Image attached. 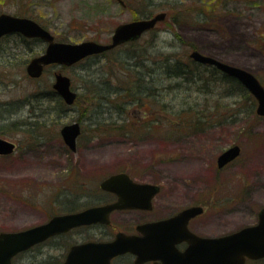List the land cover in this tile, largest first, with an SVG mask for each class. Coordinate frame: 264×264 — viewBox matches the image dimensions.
I'll return each instance as SVG.
<instances>
[{
    "label": "rangeland",
    "instance_id": "rangeland-1",
    "mask_svg": "<svg viewBox=\"0 0 264 264\" xmlns=\"http://www.w3.org/2000/svg\"><path fill=\"white\" fill-rule=\"evenodd\" d=\"M124 1L129 7L114 0H0V14L31 19L58 42L72 44H107L119 24L165 13L135 43L72 67L50 66L38 79L25 67L40 43H1L0 137L17 149L0 156V232L42 223L60 207L54 198L93 193L119 172L252 183L258 191L249 206L221 232L253 223L264 207V117L256 114L252 95L211 80L177 85L163 71L166 58L187 62L198 50L248 70L264 85V0ZM181 10H190L183 20L177 18ZM173 18L181 22L173 24ZM56 73L70 78L80 96L75 105L50 100ZM138 78L140 100L132 103ZM73 122L81 128L75 151L60 135ZM234 145L240 155L218 170V156Z\"/></svg>",
    "mask_w": 264,
    "mask_h": 264
},
{
    "label": "flooded vegetation",
    "instance_id": "flooded-vegetation-1",
    "mask_svg": "<svg viewBox=\"0 0 264 264\" xmlns=\"http://www.w3.org/2000/svg\"><path fill=\"white\" fill-rule=\"evenodd\" d=\"M114 1L119 4L117 0ZM124 6L125 4L122 7ZM13 38L17 42L21 41V48L28 46V43H40L42 49L34 57L42 55L47 47L42 39L27 38L20 33L0 36V45L7 44ZM54 40L57 41L55 37ZM12 45L18 47L19 44L15 42ZM50 66L55 64L45 69ZM16 149L15 145L14 152ZM227 165L217 168L221 170ZM122 173L127 178L122 179L123 182L116 188L119 193H126L127 207L113 209L99 221L55 233L16 253L11 258V264H214V240L256 225L259 212L264 209H259L253 223L229 232H221V226L226 229L237 214L249 206V201L258 191L252 183L239 178L162 177L155 180L150 176L146 178L130 172L117 174ZM100 183L93 193L84 191L76 197L54 198L53 202L60 207L52 215H47L42 223L0 234L43 225L55 216L76 214L90 208L115 204L119 195L103 190ZM115 241H118L121 251L110 255L111 250L107 245ZM258 262H264V257L246 258L243 264Z\"/></svg>",
    "mask_w": 264,
    "mask_h": 264
},
{
    "label": "water",
    "instance_id": "water-1",
    "mask_svg": "<svg viewBox=\"0 0 264 264\" xmlns=\"http://www.w3.org/2000/svg\"><path fill=\"white\" fill-rule=\"evenodd\" d=\"M124 5L123 0H117ZM165 19V13H158L150 18L138 19L131 22L119 24L115 27L111 40L107 44L94 41H85L72 44L58 42L49 31L41 27L35 21L15 17L9 14L0 15V36L4 34L20 33L27 38H40L47 43L45 52L30 60L26 67V73L30 78L38 79L49 65L72 67L83 59L102 54L112 50L124 43L138 40L144 33L153 29L158 22ZM189 58L204 66L214 67L222 74L239 82L256 101V114L264 117V87L254 74L246 69L225 63L213 57L200 53L197 50L189 54ZM54 91L68 106H71L76 98V92L71 89L70 78L56 73L52 85ZM81 134L80 124L73 122L64 125L60 129V135L64 143L71 151L76 150V141ZM15 145L0 138V155H10L14 152ZM240 155V147L234 145L223 151L216 160L218 168L231 163ZM127 178L125 174H114L104 179L100 186L103 190L119 195L118 201L107 207H94L76 214L55 216L47 223L38 225L23 231L0 234V264H11V258L18 252L43 241L55 233L65 231L69 228L89 224L106 217L109 212L116 208L126 206V193H119L117 185L122 179ZM126 181H124L125 183ZM126 184V183H125ZM215 253L214 264H243L246 258L259 259L264 257V209L259 212L256 225L246 227L237 233L214 240ZM90 246V245H88ZM111 250L110 255L121 251L118 241L107 245Z\"/></svg>",
    "mask_w": 264,
    "mask_h": 264
},
{
    "label": "trees",
    "instance_id": "trees-1",
    "mask_svg": "<svg viewBox=\"0 0 264 264\" xmlns=\"http://www.w3.org/2000/svg\"><path fill=\"white\" fill-rule=\"evenodd\" d=\"M125 3V6L122 7V8H127L129 7V3L128 1H124ZM174 6V5H172ZM176 7H170L169 10H172L174 11ZM182 12H178V17H180V20H183L184 17H186L188 13H190V10L186 11L185 10H181ZM196 14H199L198 17L201 16L200 13H196ZM189 15H192L195 17V14H189ZM213 16V15H212ZM211 16V17H212ZM145 18H149V16H146ZM179 19H174L173 18V24H177L179 22H181ZM194 25H200L201 23L197 21H195V23H193ZM135 42H131V44H133ZM101 56V55H100ZM163 71H164V74L167 76L168 79H171L173 81L176 82L177 85H181L183 83L186 84V85H189L190 87H192V83H199L200 80L202 81H205L204 83L208 82L209 80L211 81H216L217 83H220V84H224L226 83L230 88L232 87H235L237 89H240V90H244V88L240 85L239 82H237L236 80L232 79V78H229L225 75H223L222 73H220L218 70H216L215 68L213 67H207V66H202V65H199L197 63H194L192 61H181V60H170L169 58H166L165 59V64L163 65ZM200 73H205V77L204 76H200ZM200 79V80H199ZM139 81V78L134 82L135 84V87L137 90L134 89L133 93L130 91V97L132 98V101L130 102H136L138 103V101L140 100V97H139V92H138V82ZM259 81L261 82V80L259 79ZM261 84L263 85V83L261 82ZM101 85V84H99ZM264 86V85H263ZM142 88H139V91H141ZM49 98L50 100L54 101H58V103L60 104H64L62 102V100L57 97V95L55 94V92L53 91H49ZM53 94L56 95V97L53 96ZM121 94V93H119ZM118 93L114 94V97L119 95ZM79 97L78 94H77V98H76V101L74 102V105L76 103L79 102ZM97 97H101L100 95H97ZM107 99V98H105ZM253 100V102L255 103L253 97L251 98ZM88 105V104H87ZM88 107V106H86Z\"/></svg>",
    "mask_w": 264,
    "mask_h": 264
}]
</instances>
